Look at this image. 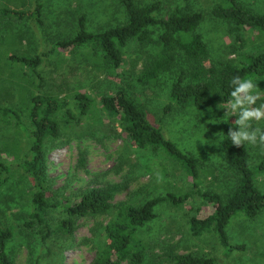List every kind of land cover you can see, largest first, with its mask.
Wrapping results in <instances>:
<instances>
[{"label":"trees","instance_id":"16d2710c","mask_svg":"<svg viewBox=\"0 0 264 264\" xmlns=\"http://www.w3.org/2000/svg\"><path fill=\"white\" fill-rule=\"evenodd\" d=\"M116 1L123 11V23H107L99 31L87 30L85 15L80 13L79 29L52 44L61 50H70L71 54L80 47L84 52L89 49L91 55H97L98 67L108 73L120 67L122 55L128 46L151 44L154 47L156 54L145 62L141 72L136 76L130 74L131 83L110 93H102L96 105L92 94L87 93L86 89L76 87L67 97L56 96L53 91L39 92V87L51 75L47 73L44 77L42 72L35 69L41 62L39 55L8 58L12 63L33 71L38 90L26 96L27 102L22 108L17 104L16 107L0 104V191L8 189L9 192L12 187L23 189L16 194L25 203L16 220V216L8 220L0 209V264H13L7 250L13 233L43 247L40 253H30L34 260L32 264H37L40 258L59 263L58 256L75 227V221L83 216L105 215L112 210L115 211L114 216L102 227L95 255L89 264H145L146 246L135 238L138 230L154 219L156 206L163 203L181 206L195 197L210 207V211L203 217L192 215L187 219L190 234L198 236L213 232L223 248V254L229 255L235 248L242 249L239 245L228 243L225 227L229 220L235 216L252 220L264 211V194L254 185V172L244 147L233 145L227 135L233 125L225 128L219 142L220 151L232 171L229 182L220 192L201 191L199 159L164 137L162 129L148 120L147 111L136 95L156 87L163 78L162 83L166 87L163 96L168 101L162 107L164 114L172 112L174 107L201 109L211 104H227L232 77L264 76V50L244 56V63L235 62L240 47L245 45V35L252 31L264 33V14L255 12L241 0H224L228 6L218 2L212 6L210 14L227 23L230 31L234 32L231 35L234 41L239 42V46L235 43L231 46L236 53L235 59L219 60L212 59L208 44L198 32V25L205 15L191 0ZM41 7L40 0L34 1L33 10L14 11L0 6V17L1 20H12L13 17L31 19L36 17ZM37 23L41 26L39 19ZM52 45L41 56L48 58L51 53H56ZM59 63L57 60L53 66ZM56 76L51 75V78L57 79ZM58 80L61 81V78ZM27 83H31V80ZM94 106L102 114L100 119L110 124L109 135L114 133L132 147L153 154L162 152L167 158L181 163L191 178L190 190L181 195L158 196L140 204L125 202L117 206H112L110 200L121 189L119 185L86 187L69 199H59L48 176V155L62 143H57V140L66 134V127L80 125V129L83 128V122L89 118ZM6 131H9V135ZM10 142L22 145L21 155L11 151ZM85 154V151H78L77 163L80 167L85 164ZM260 168H264V162ZM53 212L61 215L57 221L52 220ZM11 220L16 223L12 224ZM153 258L155 264L216 262L209 255L195 252L177 254L172 250Z\"/></svg>","mask_w":264,"mask_h":264},{"label":"rangeland","instance_id":"374dc122","mask_svg":"<svg viewBox=\"0 0 264 264\" xmlns=\"http://www.w3.org/2000/svg\"><path fill=\"white\" fill-rule=\"evenodd\" d=\"M34 1L0 0V6L14 11L33 10ZM241 1L255 12L264 14V0ZM191 2L195 3V7L201 9L205 15L197 29L208 44L212 59H235L236 53L231 46L233 43L239 46V42L234 41L231 36L234 32L230 31L227 23L210 14V9L216 2L224 6H228V2L224 0H191ZM40 3L42 7L39 13L31 19L13 17L12 20H1L0 17V104L2 106L16 107L17 104L22 108L26 105V96L35 94L38 90L37 78L33 75V71L30 72L20 64L12 63L8 60L9 57L39 55L41 62L35 69L42 72L44 77L48 74L58 77L55 79L50 75L39 87V92L53 91L56 96L67 97L76 87L81 90L86 89L87 93L92 94L96 105L98 96L102 93H110L116 88L125 87L128 82L131 83L130 74L138 75L145 62L151 60L155 53L151 44L128 46L122 55L123 62L120 67L108 73L102 67H98L99 59L95 53L91 55L89 49L84 52L80 47L71 54L70 50H61L52 44L68 36L75 29V31L79 29L80 13L85 15L87 30L99 31L107 23L114 25L123 23V11L118 2L116 0H40ZM37 19L41 21V26H38ZM244 44L240 47L235 62L244 63V56L264 50V33L252 31L246 34ZM51 45L56 53H51L48 58L46 55L41 56ZM237 45L235 46L238 47ZM56 59L60 63L53 66ZM59 77L61 81L58 80ZM246 78L253 80L259 87L262 99L258 100L257 104L264 102V76ZM28 80H31V83H27ZM162 82L163 78L157 82L156 87L150 88L143 94L136 93L139 102L147 111L148 120L162 129L166 139L199 159L198 181L201 191H222L221 188L229 182L232 171L220 151L219 142L225 128L233 125L238 117L227 112L223 103L211 104L201 109L174 107L172 112L164 114L162 107L168 101L163 96L166 87ZM100 117L102 114L98 112L97 106L91 108L89 118L83 122V128L80 129V125L74 128L66 127V134L57 140V143H62L49 153L48 176L51 179L52 189L59 199L62 197L69 199L86 187L119 185L121 189L110 200L112 206H117L125 202L140 204L158 196L181 195L190 190L191 178L181 163L167 158L162 152L153 154L132 147L117 138L114 133L109 135L110 124ZM113 126L116 128L115 124ZM253 127L264 129V120L253 122ZM112 131L114 132L113 127ZM6 133L9 135V131ZM21 146L17 142L15 144L10 142L11 151L20 155ZM243 147L249 158L250 168L254 172V185L264 194V168H260L264 162V146L247 144ZM79 150L86 153L83 167L77 163ZM9 190V192L8 189L0 191V209L8 220L15 216L16 220L25 207V203L16 193L24 190L16 187ZM209 211L210 207L205 203L202 204L201 199L197 197L181 206H171L166 203L156 206L154 219L138 230V235L135 236L145 243L147 255L145 264H155L153 256L167 250L177 254L195 252L209 255L216 260L214 264H264V211L252 220H244L238 216L229 220L225 227L228 243L242 247V249H233L229 255L223 254V248L218 244L213 232L193 236L188 230L187 219L190 216L203 217ZM114 213L115 211L112 210L101 216L78 218L60 251L59 263L47 262L46 259L40 258L37 264L91 263L101 229ZM51 215L53 221L61 217L57 212ZM11 222L16 223L13 220ZM28 239L13 233L7 248L13 264H32L34 260L30 253H40L44 250L35 241Z\"/></svg>","mask_w":264,"mask_h":264},{"label":"clouds","instance_id":"9594fccd","mask_svg":"<svg viewBox=\"0 0 264 264\" xmlns=\"http://www.w3.org/2000/svg\"><path fill=\"white\" fill-rule=\"evenodd\" d=\"M230 86V99L225 108L232 116L238 117L227 134L231 143L236 147L247 144L264 146V129L253 127V122L264 120V102L257 104L262 99L257 83L248 78L234 76Z\"/></svg>","mask_w":264,"mask_h":264}]
</instances>
